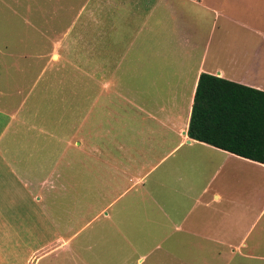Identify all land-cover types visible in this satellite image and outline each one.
Returning a JSON list of instances; mask_svg holds the SVG:
<instances>
[{"label": "rangeland", "instance_id": "1", "mask_svg": "<svg viewBox=\"0 0 264 264\" xmlns=\"http://www.w3.org/2000/svg\"><path fill=\"white\" fill-rule=\"evenodd\" d=\"M156 1L0 0V144H4L9 136L13 137L20 162L17 175L21 178L23 172L29 171L22 165L26 162L25 143L28 151L30 148L33 151L31 161L44 160L37 171L32 169L28 175L33 183L29 187H35L36 182L45 178L47 163L59 155L62 157L59 164L70 162L68 167L64 166L63 191L57 196L50 194L51 204L46 212L51 219L58 218L60 225L64 220L63 236H71L68 249L57 254L62 259L58 264H135L138 256L142 259L137 264H264V212L239 248L202 242L193 235L174 231L167 218L158 214L155 217L159 225L154 227V207L148 205L146 208L144 199L145 192L151 187L152 174L139 184L131 185L140 175L141 166H129V176L133 177L112 176L110 184L104 186L99 184H103L105 174L99 164L96 181H89L88 168L83 165L89 161L88 155H81L76 165L71 161L77 154L69 147L64 148L63 140L71 131L79 132L76 137L85 133L89 114V99L81 105L79 89H68L66 77L75 75L82 86L93 89L95 79L107 76L105 70L121 68L128 58L125 56L128 37L138 22L145 23L147 28L153 20L166 18L165 11L152 9ZM199 1L201 7L204 6L203 16L196 15L200 10L185 2L188 15L183 19L191 23L195 33L197 30L204 32L207 63L215 62L225 68L231 65L229 60L233 51L248 50L260 41L254 30L264 34V0ZM136 2L138 6L133 5ZM87 17L97 19L98 23H87ZM111 23L119 33L115 35L121 36L120 42L112 45L109 41L112 32L104 26ZM203 32L198 34L201 36ZM99 33L101 37H96ZM64 43L69 46L66 55L60 49ZM51 54H57V58H50ZM71 66L78 70L73 72L75 68ZM95 66H100L103 72L97 71L95 75ZM119 108L118 105L111 106L112 116L121 113H116ZM96 109L99 115L100 106ZM110 122L114 124L108 120L107 125ZM103 123L101 120L99 124ZM41 145L55 146L56 152L47 154ZM72 172L76 173L80 183L67 182ZM115 175L120 176L119 173ZM263 178L259 168L224 162L212 187L217 181L222 183L226 179L223 187L229 188L233 183L243 188L250 180L248 187L254 189L253 197L245 196L244 202L254 207L264 199ZM17 191V214L23 219L25 213H30L25 212L28 206L24 202L28 201H25L21 186L17 185ZM200 213L190 212L186 223H179L182 230L187 229L186 225H194L195 230L197 223L203 220ZM257 213L237 212L239 230L251 223ZM207 223L213 227L216 219L210 216ZM47 226L51 233L52 226ZM18 235L24 238L26 234L19 228ZM16 255L18 260L22 256L19 248H16Z\"/></svg>", "mask_w": 264, "mask_h": 264}, {"label": "crops", "instance_id": "2", "mask_svg": "<svg viewBox=\"0 0 264 264\" xmlns=\"http://www.w3.org/2000/svg\"><path fill=\"white\" fill-rule=\"evenodd\" d=\"M185 2L200 10L196 15L203 16L204 6L201 7L199 0H157L152 9L165 11L166 18L153 20L147 28L145 23L138 22L128 37L125 47V56L128 58L122 67L105 70L107 76L104 79L101 76V80L95 79L93 89L82 86L81 80L75 75L66 77L69 80L68 89H79L81 105L86 102V98L89 99V114L85 133L76 137L79 132L71 131L63 140L64 148L69 147L77 154L75 160L71 161L76 165L81 155H88L89 161L83 165L88 168L89 181H96L99 164L105 174L102 176L103 184L98 183L104 186L110 184L112 176H129V166H141L140 175L131 185L139 184L152 174L151 187L145 192L144 199L146 208L154 207V227L159 225L155 217L158 214L167 218L174 231L193 235L202 242L222 247L235 245L239 248L264 212V199L254 207L244 202L245 196L253 197L254 189L248 187L250 180L245 182L243 188L233 183L229 188L223 187V183L228 181L226 179L222 183L217 181L214 187L212 185L224 162L251 165L259 168L263 174L264 165L193 141L186 136V129L200 74L264 93V34L254 30L260 36V41L248 50L233 51L229 60L231 65L223 68L215 62L207 63L204 32L197 30L195 33L191 23L183 19L188 15ZM133 5L138 6L137 2ZM142 8L145 9L144 6ZM86 19L87 23H98L97 19ZM104 26L112 32L109 38L111 45L120 42L121 36L115 35L119 34L116 27L112 23ZM199 32H203L201 36ZM60 49L66 55L69 46L64 43ZM51 57L55 60L57 54H51ZM71 67L75 68L73 72L78 70L75 66ZM94 69L95 75L97 71L103 72L100 66ZM97 105L100 106L99 115ZM112 105L120 106L116 109V113L121 112L119 115L112 116ZM101 120H104L102 125L99 124ZM108 120L114 121V124L110 122L107 125ZM40 147L50 155L56 152L55 146ZM16 149V142L10 136L4 144H0V264H16L18 261L19 264H58L62 259L57 254L66 250L71 236H63L64 220L60 225L58 218L51 219L46 212H49L48 205L51 204L50 194L57 196L63 191L62 184L66 179L64 166L68 167L70 162L59 164V158H62L59 155L47 163L45 178L36 182L35 187H29L33 183L28 175L32 169L37 171L44 160L31 161L34 158L33 151L31 148L28 151V144L25 143L26 162L22 165L29 171L23 172L24 177L21 178L17 175L20 162ZM92 173L95 176L92 177ZM117 173L120 176L115 175ZM75 174L72 172L67 182L73 185L75 182L80 183ZM17 185L21 186L25 201H28L24 202L28 206L25 212H30L25 213L26 218L23 219L17 214ZM240 210L258 212L242 230H239L237 220ZM190 212H202L199 215L203 220L208 217L200 224L196 222L198 225L195 230L194 225H186L187 229L182 230L179 223H186ZM210 216L216 219L213 227L207 223ZM47 224L52 226L51 233ZM17 227L25 232L24 238L18 235ZM16 248L22 254L19 260ZM168 256L173 258L170 254ZM141 259L138 256L135 264Z\"/></svg>", "mask_w": 264, "mask_h": 264}, {"label": "trees", "instance_id": "3", "mask_svg": "<svg viewBox=\"0 0 264 264\" xmlns=\"http://www.w3.org/2000/svg\"><path fill=\"white\" fill-rule=\"evenodd\" d=\"M186 136L264 165V93L200 74Z\"/></svg>", "mask_w": 264, "mask_h": 264}]
</instances>
